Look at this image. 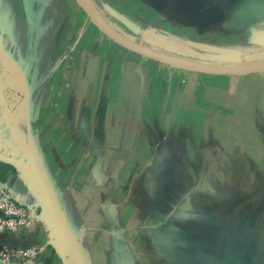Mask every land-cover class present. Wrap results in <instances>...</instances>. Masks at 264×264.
Here are the masks:
<instances>
[{
	"label": "crops",
	"instance_id": "crops-1",
	"mask_svg": "<svg viewBox=\"0 0 264 264\" xmlns=\"http://www.w3.org/2000/svg\"><path fill=\"white\" fill-rule=\"evenodd\" d=\"M0 188L34 208L0 232L27 264H264V71H163L77 0H0Z\"/></svg>",
	"mask_w": 264,
	"mask_h": 264
},
{
	"label": "rangeland",
	"instance_id": "rangeland-1",
	"mask_svg": "<svg viewBox=\"0 0 264 264\" xmlns=\"http://www.w3.org/2000/svg\"><path fill=\"white\" fill-rule=\"evenodd\" d=\"M245 1L247 0H232L226 8H213V12L204 13L201 18L204 24L211 18L213 21L206 25H196L194 18L190 21L179 17V14L173 15L169 23L166 12L172 8L168 5H163L166 8L163 13L142 4L140 0H93L103 18L120 33L133 36L132 39L136 41L143 39L148 42L149 47L159 51L200 61L224 58L253 59L264 55V9L256 8L260 0L252 1L257 4L254 7L250 0ZM202 3L204 4L203 1ZM240 15L245 17L239 18ZM235 21L246 23L248 26L235 29ZM149 60L163 71L182 69L194 72L156 59Z\"/></svg>",
	"mask_w": 264,
	"mask_h": 264
},
{
	"label": "built area",
	"instance_id": "built-area-1",
	"mask_svg": "<svg viewBox=\"0 0 264 264\" xmlns=\"http://www.w3.org/2000/svg\"><path fill=\"white\" fill-rule=\"evenodd\" d=\"M36 215L34 208L18 204L0 188V232L19 233L29 229ZM43 250L40 245L14 248L7 242L0 243V264H27Z\"/></svg>",
	"mask_w": 264,
	"mask_h": 264
},
{
	"label": "bare ground",
	"instance_id": "bare-ground-1",
	"mask_svg": "<svg viewBox=\"0 0 264 264\" xmlns=\"http://www.w3.org/2000/svg\"><path fill=\"white\" fill-rule=\"evenodd\" d=\"M82 4L87 6V8L94 14V16L102 23L104 26L113 31L121 40L126 42L127 44L141 50L144 53L151 54L155 56L162 62L168 63L172 66L189 68V69H204V70H221V71H232V70H249L256 68H264V62L252 63V64H241V65H227L213 62H201L196 60H188L179 56H175L172 54H168L152 47H149L139 41L133 40L126 35L120 33L113 28L100 14L97 6L93 2V0H79ZM102 13V12H101ZM247 65V66H242Z\"/></svg>",
	"mask_w": 264,
	"mask_h": 264
},
{
	"label": "water",
	"instance_id": "water-1",
	"mask_svg": "<svg viewBox=\"0 0 264 264\" xmlns=\"http://www.w3.org/2000/svg\"><path fill=\"white\" fill-rule=\"evenodd\" d=\"M78 3L80 4V6L87 12V14L90 16L91 20L96 24V26L98 28H100L107 36H109L111 39H113L114 41H116L117 43H119L120 45H122L123 47L136 52L144 57H148V58H152V59H156L158 61H160L159 59H157L155 56L151 55V54H147L142 52L141 50L127 44L126 42H124L123 40H121L113 31H111L109 28H107L106 26H104V24H102L95 16L94 14L87 8V6H85L84 4H82L79 0H77ZM255 14V13H254ZM245 16H241L239 18H244ZM246 24V23H244ZM241 22H236L235 21V27H241L242 25ZM176 56V55H175ZM180 57V56H179ZM184 58V57H182ZM189 59V58H186ZM193 60V59H190ZM199 61V60H196ZM162 62V61H161ZM201 62H205V61H201ZM165 63V62H164ZM210 63V62H209ZM214 63V62H213ZM168 64V63H167ZM170 65V64H169ZM172 66V65H171ZM176 67V66H175ZM182 68V67H179ZM185 69H189V68H185ZM189 70H194V71H198V72H205V73H213V74H244V73H250V72H257V71H264V68H256V69H247V70H232V71H221V70H204V69H189ZM57 204H53L52 206H50L49 208H45L44 209V205H42L43 211L41 213V218L44 222H46V224H50L52 221V216L57 208L56 206Z\"/></svg>",
	"mask_w": 264,
	"mask_h": 264
},
{
	"label": "trees",
	"instance_id": "trees-1",
	"mask_svg": "<svg viewBox=\"0 0 264 264\" xmlns=\"http://www.w3.org/2000/svg\"><path fill=\"white\" fill-rule=\"evenodd\" d=\"M150 1L153 4H155V6H158V4L161 5V6L168 5L172 9H179L181 7V5H182V2L183 3L186 2L187 5H189L190 7H192V6L195 5V1L196 0H190V1L189 0H187V1L186 0H150ZM231 1L232 0H211L210 3L209 2L205 3L207 5L204 4V6H205L204 8H206V10H208V11L212 10L213 8H217V7L226 8L228 5L231 4ZM236 1L238 2V0H236ZM245 2H248V0L245 1Z\"/></svg>",
	"mask_w": 264,
	"mask_h": 264
}]
</instances>
